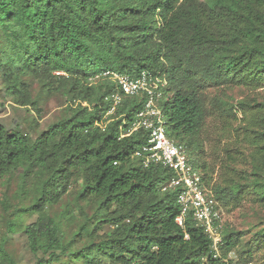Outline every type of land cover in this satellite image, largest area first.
I'll return each mask as SVG.
<instances>
[{"label":"trees","instance_id":"1","mask_svg":"<svg viewBox=\"0 0 264 264\" xmlns=\"http://www.w3.org/2000/svg\"><path fill=\"white\" fill-rule=\"evenodd\" d=\"M141 70L167 79L160 101L166 133L185 145L206 185L199 152L206 88L264 83V0H0L6 92L16 104L35 107L30 85L36 82L68 102L35 139L0 124V178L9 181L21 169L18 190L31 198L0 229V264H17L8 234L19 231L35 264H228L235 232L223 230L214 256L211 239L190 214L179 226L178 188L162 190L173 172L144 167L134 155L146 130L122 135L144 97H123L104 117L111 103L105 98L116 87L102 74L136 76ZM211 100L230 115L233 104ZM239 105L253 113L245 132L257 149L245 157L249 169L239 170L238 180L210 188L220 204L246 190L264 202V101ZM78 178L79 210L93 211L66 239L64 219L46 209L60 203ZM23 214L34 220L26 223ZM82 234L83 245L74 248Z\"/></svg>","mask_w":264,"mask_h":264},{"label":"rangeland","instance_id":"2","mask_svg":"<svg viewBox=\"0 0 264 264\" xmlns=\"http://www.w3.org/2000/svg\"><path fill=\"white\" fill-rule=\"evenodd\" d=\"M97 80V79H96ZM95 80V81H96ZM32 98L36 105L21 106L16 104L6 92L0 78V124L13 128L18 127L23 133L35 139L49 125L62 115L67 100L58 92H46L38 83L30 85ZM206 107L203 127L200 133L201 148L200 160L205 166L206 186L212 188L219 182H232L238 180V171L249 169L247 157L256 151V142L245 132L253 113L250 109L241 110L239 103L246 101L255 103L264 101V83L256 86L234 85L231 88L209 86L206 88ZM223 98L233 104L230 115H225L213 105L212 98ZM106 113L104 117L107 116ZM103 117V118H104ZM246 127V128H245ZM21 169L9 181L0 178V202L7 203L4 207L0 203V229L4 231V221L17 208L26 206L31 198L21 194L18 182L21 178ZM9 182V183H7ZM225 184V183H224ZM81 180L74 179L62 200L46 211L55 217L64 219L66 239L78 230L84 217L91 216L93 209L85 207V213L79 210L84 206L77 201V192ZM79 202V203H78ZM222 232L234 231L236 236L233 246L226 252L225 260L228 264H264V202H260L251 191H244L239 198L230 200L227 204L221 203ZM67 208L68 214L64 213ZM26 223L34 220V216L23 214ZM110 228L104 226L99 233H104ZM9 250L17 264H35L36 255L30 252L26 243V236L22 232L9 233ZM85 236H79L74 248L81 247ZM64 264V263H63ZM78 264V263H72Z\"/></svg>","mask_w":264,"mask_h":264},{"label":"built area","instance_id":"3","mask_svg":"<svg viewBox=\"0 0 264 264\" xmlns=\"http://www.w3.org/2000/svg\"><path fill=\"white\" fill-rule=\"evenodd\" d=\"M102 75L109 78L116 87V91L105 98L111 102L107 113H112L125 96L144 97L141 110L122 135H128L139 128L147 131L146 142L134 155L140 158L144 167L161 165L173 172L162 190L178 188L176 202L179 214L175 222L183 226L185 217L190 214L211 239L214 256L218 255L222 240L221 204L203 182L202 172L190 162L185 145L173 141L166 133V120L160 101L165 96L167 79L159 72L150 70H141L136 76L118 72H104Z\"/></svg>","mask_w":264,"mask_h":264}]
</instances>
